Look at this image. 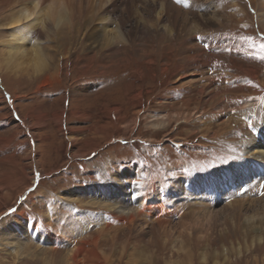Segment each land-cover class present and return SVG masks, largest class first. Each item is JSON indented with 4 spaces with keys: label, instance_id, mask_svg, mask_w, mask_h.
<instances>
[{
    "label": "rangeland",
    "instance_id": "obj_1",
    "mask_svg": "<svg viewBox=\"0 0 264 264\" xmlns=\"http://www.w3.org/2000/svg\"><path fill=\"white\" fill-rule=\"evenodd\" d=\"M169 1L196 13V0ZM261 2L213 0L220 22L199 36L159 28L100 48L89 36L100 10L84 0L39 30L47 50H60L59 74L0 66V264H69L84 243L78 264H264V238L244 236L241 215L224 218L229 204H264V163L245 157L264 130ZM8 10L0 3V17ZM127 47L130 60L118 62ZM225 168L229 176L200 183ZM132 188L158 214L136 211ZM115 200L131 219L108 207Z\"/></svg>",
    "mask_w": 264,
    "mask_h": 264
},
{
    "label": "bare ground",
    "instance_id": "obj_2",
    "mask_svg": "<svg viewBox=\"0 0 264 264\" xmlns=\"http://www.w3.org/2000/svg\"><path fill=\"white\" fill-rule=\"evenodd\" d=\"M87 1L88 3L89 1H92L91 3H95V6H97V8H99L100 10L98 11L99 12L98 16L99 15L100 16L97 18V21H98L97 23L99 25L97 29H94V31L98 33L89 34V36L93 39L91 41V42H94L93 46H99L100 48L105 47L110 42L112 43V42H116L119 40L123 42L124 41L123 39H125L124 41L125 43H129V40H128L129 36H134V35H139V34L143 35V33H148V32L149 33L157 32L159 28L160 29L163 28V31L166 32V36H175V34H181V33H184L187 35L188 34L190 35L191 33L192 34L199 33L197 34L199 36V35H202L200 31H203V28H202L203 26H207V25H210V24H213L219 21L218 4L217 6L213 5L212 3L213 0H204L202 2L201 0H196V13L187 12V9L183 8L185 5H183V7H180V6L176 7L169 0H86V2ZM83 2L84 0H0L1 6H4V9L5 7L9 9L7 14H4L2 17H0V66H2L5 72H7L8 74L9 73L14 74L15 72L21 69H29L35 72L36 74H39V73L43 74V72L46 73V70L50 68L53 69L52 73L45 74L46 79L50 78L51 77L50 75L52 74H59L60 66L57 63L58 59L57 61L55 60H56L57 55L60 53V50L59 52L57 51L58 53H56L57 49L53 52L51 51V49L47 50V48L43 45V42L41 41V39L38 37L39 35L38 33L41 30L43 31L46 28L53 29V27L60 26L65 18H70L69 17L70 15H73L74 13L78 12V9L80 10L79 7H81V3ZM205 2H211L210 6H213V11L209 13H204V3ZM260 4H261L260 5L261 13H259L260 15L259 18L264 20V0H262ZM121 6H122V9L118 11L117 8ZM115 11H118V15L113 17L114 15L113 13ZM108 13L109 15H111V17L108 16ZM144 13H147V16ZM112 17H113V20L110 21V18ZM164 21L166 22L163 23ZM111 22L115 23L114 24L115 28L112 27L114 29H111V27L109 26L111 25ZM126 24L129 25L130 30H127V28L124 29V26ZM261 24L264 26V21H262ZM75 31L81 32L82 30L80 31V29L79 30L75 29ZM89 31L90 29L86 28L83 34L87 36L86 33ZM69 37L74 38L76 37V35L74 34L73 36L72 34ZM56 39L57 41L60 42V39L57 36H56ZM128 47L126 48V51L123 49L125 52L121 50L114 52L113 55L117 56L118 62L125 63L128 60H130L131 52ZM135 54L137 58H142V57H145L146 55L144 49H139V48L135 50ZM110 55L111 54H108L106 56L110 57ZM137 71L139 72L137 73L139 75V78L141 76L143 78L144 73L143 72L140 73L139 69ZM194 76H196V74H192V73L189 74V77H194ZM210 83L211 81H209L208 84L205 85L204 87L206 89L205 92H207L208 88H210ZM201 94H205L204 91H201L200 95ZM218 94L206 93L204 96H209L208 98L209 100L215 101V100L221 99L219 98L221 95L220 94L218 95ZM12 111L14 110L12 109ZM261 131L263 132L264 130L260 128L258 134L262 137L264 134ZM260 138L255 140L254 136H252V141L251 142L248 141L249 145L247 146L245 157L253 159L255 162H259L262 160V163H264L263 162L264 161V138L262 139ZM228 167L230 168V165L227 166V168ZM227 168L219 170V171H214L210 177H206V176L203 177V179L200 180V183L204 185L207 179L208 181H211L215 179L218 180V179L224 178L225 176H229L231 172L228 171ZM190 182H193L195 185L197 183L198 185L197 179H194V180L192 179L190 180ZM182 184H185V183H182ZM131 192L132 194H130V201L136 204L135 206L136 211L143 212L144 209L148 208L150 212L158 214V211L160 208H158L156 205L148 206V203H145V199H144L145 196H143V194L141 193L142 191L140 192L139 189L132 188ZM253 203L252 202L250 203L251 204L249 205L250 208L248 211L246 210V212L241 209L243 207V204H239L237 206L233 204H229L232 210L230 209L231 210V212H229L230 214L226 215L224 218H226L225 221H228V220L234 221V218H233L234 213L236 214L235 216L241 215L242 218L244 219L243 222L245 223L243 232L246 233V235L244 236L246 237L249 236L248 233L250 232L252 234L251 236L253 240L260 242L264 238V227L261 226L263 223L262 216H264V214L263 213L260 214L259 210L261 209V206L264 207V204L262 205L257 204V202L254 204ZM260 203H264V202H260ZM123 206L124 205L122 203L118 204V201L115 200L114 203L110 204L108 207L111 208L112 210L114 209L115 211L119 213L127 214V218L131 219L132 218L131 210H125ZM234 209H238V210H234ZM203 214L209 215V212L204 210ZM238 234L240 233L238 232ZM84 244L77 245L74 249L68 252L70 253L68 254V258H71V261L69 262V264H72V263L78 264V262H81V261L77 260L76 258L81 253L90 252V249H86ZM91 250H93V247ZM85 254L83 256L88 255V254L86 255ZM96 257L98 258V255H96ZM94 258L89 257V259L91 260H94ZM89 259H88V263L90 262Z\"/></svg>",
    "mask_w": 264,
    "mask_h": 264
},
{
    "label": "snow or ice",
    "instance_id": "obj_3",
    "mask_svg": "<svg viewBox=\"0 0 264 264\" xmlns=\"http://www.w3.org/2000/svg\"><path fill=\"white\" fill-rule=\"evenodd\" d=\"M177 2L179 3V2H181V0H177ZM261 47H264V45H261ZM134 183H138V182L134 181Z\"/></svg>",
    "mask_w": 264,
    "mask_h": 264
}]
</instances>
